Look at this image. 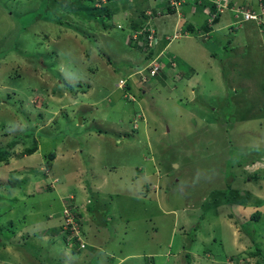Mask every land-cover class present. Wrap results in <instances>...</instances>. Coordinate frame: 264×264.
Wrapping results in <instances>:
<instances>
[{
  "label": "rangeland",
  "instance_id": "1",
  "mask_svg": "<svg viewBox=\"0 0 264 264\" xmlns=\"http://www.w3.org/2000/svg\"><path fill=\"white\" fill-rule=\"evenodd\" d=\"M53 1L0 0V146L15 140L8 161H0V182H9L0 184V264L11 259L20 264L15 254L30 260L25 249L17 248L27 230L22 223L29 224L36 210L29 209L35 192L25 195L27 181H55L46 174H51L45 167L50 152L65 171L71 170L75 152L80 180L86 184L93 166L109 175V187L116 192L106 193L115 194L114 210L124 223L121 264H257L264 255L250 252L257 243L264 254V117H258L264 112V40L255 35L252 42L243 37L247 44H230L241 30L229 35L224 31L232 28L218 30L220 24L211 27L213 32L199 33L201 45L214 52L209 63H191L201 73L202 87L189 82L192 65L182 67L188 74L179 83L164 69L165 78L157 75L144 85L139 81L145 92L132 89L143 101L139 106L116 89L118 79L127 74L126 56L136 53L142 60L144 55L141 48L131 47L129 32L117 27L129 14L113 11L102 21L104 27L96 17L60 15L63 11ZM245 1L258 10L257 0ZM147 3L141 8H148ZM140 12L129 10L134 17ZM86 100L95 102L92 107L81 105ZM134 114L140 118L135 125ZM34 142L33 153L20 155ZM144 168L149 174L136 177ZM75 182L72 177L64 180L79 198ZM55 192L45 194L48 200L43 201L36 194V204L56 210L49 202L57 200L50 197ZM27 209L28 221H19ZM255 210L262 213L257 221L251 217ZM96 221V229L105 224L108 235L116 234L118 220L103 222L97 215ZM5 245L15 251L3 250ZM60 248L52 244L51 255ZM63 249L65 260L69 248ZM86 263H100L98 255Z\"/></svg>",
  "mask_w": 264,
  "mask_h": 264
},
{
  "label": "crops",
  "instance_id": "2",
  "mask_svg": "<svg viewBox=\"0 0 264 264\" xmlns=\"http://www.w3.org/2000/svg\"><path fill=\"white\" fill-rule=\"evenodd\" d=\"M132 1H134L133 2L134 4L137 1L138 2L135 5L133 4L129 5L128 2H125V0L116 1L115 4H112L113 5L112 9L114 11L115 8L116 9L120 8V9H123L125 13H128L130 15L129 10H132L133 7L140 8V7L145 6L146 3L148 2L149 4L148 3L147 4L149 5V7L145 10V13L148 14V11L151 12L152 15L151 17L148 18V22L155 27L156 33L159 37V38L157 37V42H156L157 44L155 45V49L157 50V52L164 51V53H167L171 58H176V60L180 62V64L184 65L183 66L184 69H186V67H190L191 65L194 66L193 68L196 72H194L193 70L191 71L192 72L191 74L189 73L190 74L189 82L192 84H198V85L200 84L202 87L203 82L200 83L201 73L200 71H197V65L191 64V63H193L194 61H199V60L200 62L204 60L201 62V64H204L205 60L207 63H209L212 61V58H214L212 56L214 52L209 51V47L207 45H204V44L201 45L202 42L200 41V39H197V37L194 35L190 36L189 38L183 37L180 39H174L173 41H170V42H168V40H166L165 37L169 36L174 30H180L181 26H183L181 29H184V25L187 24L188 22L190 23V25L192 24L193 27H196V28L198 27L199 29L204 30L206 26L207 10L209 9V7L210 8L213 7L212 1L211 0H197V2L194 3L193 0L192 2L190 0H187L185 3H183L180 6L179 13L170 12L169 14L165 13L164 11L161 14L156 13L157 9L154 10L153 8L155 7V5L158 6L157 4L158 0H132ZM259 2L260 0H257V4ZM241 3L245 5L246 7H250L251 9L256 10V8L252 7L253 6L252 4L247 3L245 0H231L229 4H241ZM152 9L154 10L153 12H152ZM134 18L138 20L140 19L139 15L138 16L136 15ZM230 22L234 23V19L232 18L230 12L223 13L218 18V20H216V23L214 24L213 27H216L217 24H220V26L218 27V30H223V28L227 26ZM120 24H123V23H120ZM236 26L234 25V30H232L231 32L224 31V33L230 35L231 33L235 34L234 32H236L239 29L241 30V33L237 35V40L231 41L228 43L230 44L235 43L234 45L241 46L243 43L247 44V42H252L253 41L252 38H254L255 35H258L262 41L264 40V36H263L264 33H261L262 32L261 29L264 30V25L259 27L260 25H258L256 22L247 21V22L241 23ZM123 28H125L128 31V28H126V26ZM211 32H213V30ZM243 37H246L247 42L243 40ZM175 41H182V42L181 44H179L178 46H175L172 49L171 44ZM260 47L263 48L262 45ZM232 52L233 53L231 54H234V53H237L238 51L236 52L232 51ZM128 54L132 55V53H128ZM134 55L135 56L133 58H130V56L127 55L125 58L127 62L134 64V63L141 61V59L138 58L136 53ZM192 55H193L194 60H191ZM197 57L199 58L196 60L195 58ZM143 59H146L144 55H143ZM103 63L105 64L104 61ZM128 70L129 72L133 71L131 69H127L125 71H128ZM198 74L200 77H198ZM164 75L165 74L163 73H162V76H160L159 74L157 78L158 79L159 77L165 78ZM131 78H132L131 80H133V83H134V85H132L133 88H136V89L140 88L141 92L146 91V88L142 89L143 85L141 86L139 84L138 75L134 74L132 75ZM151 86L155 87L153 86V84H151ZM116 89H118L120 93H122V91L118 87ZM140 99H138V105L139 103L141 104V102L143 103V101ZM94 102H89L86 100L84 102H81V105L92 107V104ZM54 157L51 159L52 165L49 166L51 174H48L47 172V176L49 175L51 177V175H53L55 179L53 183L51 182L40 183V181L38 180H35V181L28 180L27 181V187H26L27 192L25 193V195L30 197L31 191L33 190V192H35L33 196V200L35 202H33L32 208H29V209H32V210L36 209L34 212V215L36 217L33 216L32 220L31 219L29 220L30 221L29 224L22 223L24 224L23 227H27V230L24 233L20 234L22 243H20L19 247L17 248L18 249L22 248V250L25 249L28 257L25 255L24 256L27 259L29 258L30 260L28 262L27 260H21L19 259V256L15 254V257L16 258L18 257V261H19V262L18 261H15V262L20 263V264H41V262L38 260L40 259L44 262L43 264H89V263H86V261L92 260V257L95 254H97L98 259L100 260V263L98 264H116V263L121 264L122 257L119 254H120V249L122 246V241H124V239H122L119 235H120V232H121L120 230L122 226L124 227V223L121 222L122 216H119L121 214L118 215L117 211L114 210L115 201H113L111 198L115 194H112V196L110 197L109 196L110 193H106V192H113V193L116 192L115 188L109 187L111 184L109 175L105 173L104 171L99 170L93 166L91 169L88 170V173H90V177H89L90 182L86 184L85 181L80 180V175L78 173L79 164H77L78 156L76 155L75 152H73L70 157L72 160L70 171L62 170L61 167L63 165L61 164L58 165V163L60 162L58 159ZM62 159L64 160V157ZM53 166H57V167L53 170L52 169ZM56 169H58V173L56 172ZM26 170L30 172V168H26ZM143 171H144L143 174H140L138 171L135 172L136 177L143 178L149 174L146 172L145 168L143 169ZM70 177H72L73 180L74 179L76 180L74 185L77 187V193H78L79 198H77L75 194H72V191L69 189V187H67L64 184V180H67ZM141 183L142 182H140L138 185H140ZM59 186L61 187L58 188ZM55 190H56L55 197L54 196L53 197L50 196V197L52 199H57V200L52 201L49 199V202H52L53 204L57 206L56 210L51 211V210L43 209L38 204H36V200H35L36 194H39L37 195V197H39L40 195L43 196L42 199H40V201L48 200V196H46L45 194L49 195L51 191H55ZM23 193H24L23 190L19 192V194H23ZM67 196H72L74 201L78 203V207L80 211L79 215L81 216V219H82L81 225H82V229H83V233H84L85 241H86V247L82 251H77L75 249L73 251L71 248L66 246V244L63 241V234L60 232V228H59L60 222L57 223L56 220L54 219L56 217L60 218L61 207L63 203L65 202V197ZM27 199L25 200L20 199L19 202L27 201ZM100 208H102L103 214L99 213ZM30 213L31 212L28 211L27 209L26 213H23L21 215L23 216V219H20L19 221H23V220L24 222L28 221L26 217L27 215H30ZM40 215L44 217V220L40 219ZM97 215L98 217H102L103 222L108 220L112 223H115L118 220V226L115 227L117 230L115 235L114 234L112 236L108 235L107 226L105 224H103V227H105L104 229L106 230L102 229L100 231L99 229H96L97 226L95 222H97L96 221ZM114 217L117 220H115ZM36 218H38V221L36 220ZM50 220L51 221L55 220L54 224L51 226L49 223ZM46 225H48L49 227ZM43 227H45L44 232L42 229ZM1 239H2V242H6L8 238L6 239L1 238ZM216 239L217 237L213 238V241H216ZM232 240L230 242H231L232 247L235 249L236 246L232 242ZM26 242H27V245H29V248L24 247L26 245L25 244ZM54 243H58L59 245H61V248L59 250H55V255L53 254L52 256L51 247H52V244ZM5 246H3V250L15 251L14 249H11L10 246L8 245H5ZM65 247L69 249H68V252L66 253L67 256L64 260V258L62 257L61 251H63L64 250L63 248ZM52 253H53V250H52ZM5 262L7 264H13L12 259L7 260Z\"/></svg>",
  "mask_w": 264,
  "mask_h": 264
},
{
  "label": "trees",
  "instance_id": "3",
  "mask_svg": "<svg viewBox=\"0 0 264 264\" xmlns=\"http://www.w3.org/2000/svg\"><path fill=\"white\" fill-rule=\"evenodd\" d=\"M61 1H63V0H54L53 1L54 5H56L57 7L59 6V8L62 9L63 12H61L60 15L64 14L66 16V18H69L70 17L69 14H75L76 13L75 14L76 16L81 15L82 17H84L87 20H90V17H92V19L94 17H96V18L100 19V22H99L100 25L102 24L105 27V23L102 22V21L106 17L111 16V13L113 12V9H112L113 5L112 4H115L116 1H120V0H109V1L104 2L102 4L100 3L99 0H65V2L63 1L62 3H61ZM260 1L262 3H264V0H260ZM125 2H127V0H125ZM98 3H100L101 6H99ZM241 4H239V5L243 6L244 8H250V7H246L243 4L241 5ZM54 5L52 6V10L55 12L56 10L54 8ZM148 7H149V5H148ZM89 8L90 9H96V10L99 11V13L94 15V14H92L89 11ZM140 9L143 10V12L139 13L142 18H140L138 20V19H135L134 16L129 15V18L125 21V23L120 24L118 22L117 23V27L123 29V27L126 26V28H128V32H129V35H130V37L128 39V42L132 43V47L141 48L139 50L144 54V57L152 58V57H154V55L156 56V54L159 52V51L157 52V50L155 49V46L152 49H150L147 53H145V51L143 50L144 48H142L140 46L141 44L139 45V44H137V41L135 39H133V40L131 39V34L136 32V31L144 29L143 34L147 35V34H149V31L145 30L146 27L150 26V27L155 29V27L148 22V18L151 17L152 14L151 13L150 14L145 13V10L147 9L146 7L144 9L140 7L139 10ZM153 9L154 10L157 9V10H159L161 12L164 11L165 13L173 11V9L170 7V5L168 3L167 4H162V5H159V6L155 5V7ZM153 9H152V12L154 11ZM132 10H133V8H132ZM114 11H121V9L120 8H118V9L115 8ZM139 14H136V15L138 16ZM93 21H98V20L95 19ZM59 23H61V22H59ZM123 25H125V26H123ZM185 25H187V26H185ZM185 25H184V31H188L189 33L194 32L195 31L194 29H196V27H193L192 24L190 25L189 22L187 24H185ZM108 27H109V25H108ZM193 35L194 36L197 35V32H196V34H193ZM142 46H144V45H142ZM167 56L169 58H171L169 55H167ZM147 58L146 59H142L141 61H139L137 63H134V64L127 62L125 65L128 67V69H131L133 71L129 72V70H128L127 74L125 76H122V77L119 78V79H124L125 80V85L123 87H120V88L118 87L122 91V96H125L126 99H128L129 101H131L133 103H136V104H138L139 96L137 95V93L133 92V90H132V88H133V86H132L133 85V80H131L132 79L131 78L132 75H134V74L138 75L139 81L144 85L148 81L152 80V78L154 76H157L159 74H160V76H162V73H167L166 71H162L161 70L160 73L158 72L157 74L151 75L150 72H149L150 69L146 67L148 65ZM160 59H162L161 61H163V62L167 61L166 55L162 56ZM171 59L176 60L175 58H171ZM144 61H145V63H144ZM183 66H184L183 64H180L176 60V66L174 67V69H176V73L181 77V79L183 78V74H188V72H184V73L181 72V70H183V68H182ZM138 71H140V72H138ZM173 72L174 71L172 70V74H173ZM142 77H144L145 80H143ZM171 78L174 79V80H177V83H179L181 81L180 78H175L174 75ZM66 84H69V83L66 82ZM70 85H71V87H73L72 83H70L69 86ZM77 86H79V84H77ZM81 89H82V92L86 91V88L81 87ZM128 95L134 97V99L128 98L127 97ZM263 113L264 112L261 113L262 116H258V113L257 114L255 113V114H252V115H257L258 117H264ZM233 118H236V117L234 116ZM14 142H15V140H13V143ZM13 143H9V146H6V147H1L0 146V161H5V162L8 161V158H9V156L11 154L9 149H10L11 146H13ZM35 150H36V143L34 142L32 146H29V147L25 148L24 150H22V152H20V155L31 154ZM46 156L47 157H45V167H47V169H48L49 166H50L51 159L55 156V153L54 152H50ZM46 174H47V172H46ZM255 176L259 177V174H256ZM7 183H9L8 180L0 182V184H2L3 186L4 185L8 186V185H6ZM229 186L230 185L228 184V187H227L228 189H229ZM232 191H235V190H232ZM234 197H236V196L234 195ZM260 216H261V210H255L252 213V215H251V217L253 219H255L256 221L260 219ZM197 227H198V225H196V227L194 229H196ZM241 227L244 228L243 225ZM59 228H60V232L63 234V241L66 242V238H67L68 234L66 232L61 231V227H59ZM0 229H2V228L0 227ZM253 229H255L256 231L258 230L257 228H253ZM245 231H247V233L250 235V237L252 239V233L250 232V230L245 229ZM254 245H255V251H253V252L251 251L250 253H252L254 255H260V256L264 255L262 253L260 245L257 244V243H255ZM85 247H86V243H85L83 248L78 249L77 247L74 246V248L72 250L74 251V249H75L77 251H82L83 249H85ZM262 262H264V256H262V257H260V258H258L256 260L257 264H261Z\"/></svg>",
  "mask_w": 264,
  "mask_h": 264
},
{
  "label": "built area",
  "instance_id": "4",
  "mask_svg": "<svg viewBox=\"0 0 264 264\" xmlns=\"http://www.w3.org/2000/svg\"><path fill=\"white\" fill-rule=\"evenodd\" d=\"M100 3L107 2L109 0H99ZM184 0H158L159 4H169L170 6H173L177 8L181 2ZM214 4L215 11L211 13L209 21L213 19L215 15L218 13H222L225 10H230L233 18L235 19V23L237 22H246V21H255L259 25H264V3H259L258 11H255L250 8H244L243 6H240L239 4H233L230 5V0H211ZM100 3H98L100 5ZM146 31H149V34L145 35L143 34L144 29L136 31L131 34V39H135L137 41V44H141L140 46L142 48H147L148 51L152 49L156 42H157V33L156 29L152 27H146ZM188 31H182V30H174V32L166 36L165 39L168 40V42L172 41L173 39H176L179 36H187ZM159 38V37H158ZM144 45V46H142ZM146 51V52H148ZM166 55L167 61L163 62L160 59L162 56ZM167 53H164V51H159L156 56L152 57L150 61L148 62V65L146 66L149 68V72L151 75L157 74L158 72L165 71L164 69H170L171 76H175V78H180V76L176 73V69L174 67L176 66V60H173L167 56ZM163 65H166L164 67ZM170 67V68H169ZM174 71L172 74V70ZM141 71V70H140ZM138 71V72H140ZM143 80L144 77H142ZM125 85L124 79H119L117 83V87H123ZM125 97V96H124ZM130 99H134L132 96H127ZM264 161V159L262 160ZM60 227L61 231L66 232L67 238H66V244L70 247H77L78 249L83 248L85 245V242L82 238V230H81V216L79 215V207L75 203L72 196H68L66 198L65 203L62 206V209L60 211Z\"/></svg>",
  "mask_w": 264,
  "mask_h": 264
},
{
  "label": "clouds",
  "instance_id": "5",
  "mask_svg": "<svg viewBox=\"0 0 264 264\" xmlns=\"http://www.w3.org/2000/svg\"><path fill=\"white\" fill-rule=\"evenodd\" d=\"M187 0H184L183 2H181L180 3V5L177 7V8H175V7H173V6H170L172 9H173V11L172 12H175V13H179V9H180V6L183 4V3H185ZM191 2H192V0H190ZM231 1V0H230ZM193 2L194 3H196L197 2V0H193ZM261 2V1H260ZM259 2V3H260ZM230 3V2H229ZM259 3H258V8H259ZM157 4H158V6L159 5H161V4H159L158 2H157ZM212 5H213V7L212 8H210L209 7V9L207 10V17H206V26H205V28H204V30L203 29H199L198 27L196 28V30L194 31V32H192V33H194V34H196V32H197V35H199V33H206V34H208L209 32H211L212 31V29H211V27H213L214 26V24L216 23V20H218V18L223 14V13H227V12H230V10H225L224 12H222V13H218L217 15H215L214 17H213V19L211 20V21H209V18H210V15H211V13L212 12H214L215 11V9H214V4L212 3ZM230 5H233V4H230ZM100 6V5H99ZM255 11H258L257 9L255 10ZM151 12L150 11H148V14H150ZM156 13L157 14H161L162 12L161 11H159V10H156ZM170 12H168V14H169ZM230 14H231V12H230ZM231 16H232V14H231ZM232 18H233V16H232ZM234 19V18H233ZM234 21H235V19H234ZM247 22V21H246ZM253 22H255V21H253ZM241 23H244V22H237V23H232V22H230L227 26L229 27V28H232V30H234V25L236 26V25H239V24H241ZM259 25V24H258ZM186 26V25H185ZM262 25H260L259 27H261ZM236 27H238V26H236ZM180 30H184V29H180ZM263 29H261V31H262ZM174 32V31H173ZM172 32V33H173ZM171 33V34H172ZM189 33V32H188ZM192 33H190V35H193ZM170 34V35H171ZM196 36V35H195ZM200 36H203V34L202 35H200ZM182 37H186V36H182ZM171 76V75H170ZM180 79H181V77H180ZM119 81V80H118ZM118 81H117V83H118ZM117 86V85H116ZM140 109H141V107H140ZM135 115V118L133 119V121H132V124H136L137 122H139L140 120V118H139V116H136V114H134ZM135 129V128H134ZM135 130H137V129H135ZM263 160V159H262ZM256 161H254V163H255ZM68 197V196H67ZM67 197H65V201H66V198ZM65 203V202H64ZM63 203V204H64ZM63 206V205H62ZM61 209H62V207H61ZM79 213H80V211H79ZM61 218V217H60ZM59 227H60V225H59ZM81 230H82V238H83V240H84V242L86 243V241H85V236H84V233H83V229H82V225H81ZM65 243V242H64ZM66 244V243H65ZM66 246L67 247H69V248H71V249H73L74 247H70V246H68L67 244H66Z\"/></svg>",
  "mask_w": 264,
  "mask_h": 264
},
{
  "label": "water",
  "instance_id": "6",
  "mask_svg": "<svg viewBox=\"0 0 264 264\" xmlns=\"http://www.w3.org/2000/svg\"><path fill=\"white\" fill-rule=\"evenodd\" d=\"M78 121L81 123V117L78 118Z\"/></svg>",
  "mask_w": 264,
  "mask_h": 264
}]
</instances>
